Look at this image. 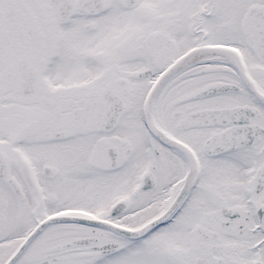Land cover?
Here are the masks:
<instances>
[{
	"label": "snow or ice",
	"instance_id": "snow-or-ice-1",
	"mask_svg": "<svg viewBox=\"0 0 264 264\" xmlns=\"http://www.w3.org/2000/svg\"><path fill=\"white\" fill-rule=\"evenodd\" d=\"M0 264H264V0H0Z\"/></svg>",
	"mask_w": 264,
	"mask_h": 264
}]
</instances>
